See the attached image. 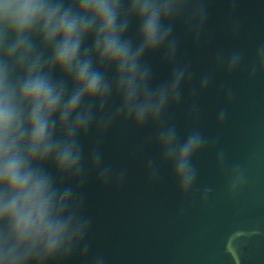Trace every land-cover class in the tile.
Segmentation results:
<instances>
[{"label": "clouds", "instance_id": "9594fccd", "mask_svg": "<svg viewBox=\"0 0 264 264\" xmlns=\"http://www.w3.org/2000/svg\"><path fill=\"white\" fill-rule=\"evenodd\" d=\"M207 19V0H0V264H70L77 257L106 264L100 254L89 260L93 221L84 187L92 174L105 184L113 178L101 144L118 121L154 129L159 163L146 162L151 178L168 165L180 191L193 189V160L208 140L195 127L181 138L166 113L193 77L176 63L174 29L182 24L199 42ZM156 53L171 66L159 83L145 61ZM243 61L240 51L218 53L216 66L231 74ZM257 74L264 75V43L249 64V78ZM212 78L201 76L192 95ZM190 114L198 115L195 104ZM226 115L221 109L218 121ZM93 127L96 143L85 154L82 141ZM217 159L223 164L222 151ZM240 181L234 172L232 186Z\"/></svg>", "mask_w": 264, "mask_h": 264}, {"label": "water", "instance_id": "95a60500", "mask_svg": "<svg viewBox=\"0 0 264 264\" xmlns=\"http://www.w3.org/2000/svg\"><path fill=\"white\" fill-rule=\"evenodd\" d=\"M207 7L199 42L182 24L174 29L176 63L187 64L193 77L183 86L181 103L166 113L181 138L195 127L208 140L193 160L196 183L191 191H180L168 165L151 178L146 162L159 163L152 126L114 123L101 144L113 178L105 184L92 174L84 187L85 213L93 221L89 260L100 254L106 264H264V75L249 78V64L264 43V0H207ZM129 35L135 36L134 24ZM233 51L242 52L244 61L228 74L216 66V57ZM145 61L154 83L170 75L161 53ZM206 73H213L209 87L193 96ZM116 104L113 97L111 106ZM193 104L198 115L190 114ZM221 109L227 112L222 122ZM96 139L93 127L82 141L85 154ZM221 151L223 164L217 159ZM122 169L126 174L120 181ZM234 172L241 181L232 186ZM206 188L211 189L207 194ZM70 264L83 262L77 257Z\"/></svg>", "mask_w": 264, "mask_h": 264}]
</instances>
